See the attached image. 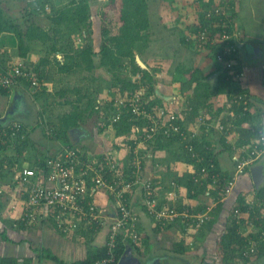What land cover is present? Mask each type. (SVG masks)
Returning <instances> with one entry per match:
<instances>
[{
    "label": "crops",
    "instance_id": "crops-1",
    "mask_svg": "<svg viewBox=\"0 0 264 264\" xmlns=\"http://www.w3.org/2000/svg\"><path fill=\"white\" fill-rule=\"evenodd\" d=\"M36 1L38 0H0V9L7 19L20 24L22 20L24 22L26 19H32L33 15L39 17V14L32 13L31 10ZM87 1L91 10L89 19L91 26L82 28L78 32L68 34L63 25L56 27L52 20L49 21L48 27L41 22L36 24L30 20L27 27H37L42 30L47 34L48 40L25 41L27 49L24 58L18 55L17 41L12 35L5 34L0 39V62L5 65L22 60L34 71L42 58L48 61L44 68L46 81L39 85L35 94H31L26 86L12 88L5 93L0 91V123L6 125L17 122L25 131L20 139L22 142L15 141L12 147L0 149V186L4 191L0 194V264H75L85 261L89 254L101 248L106 239L107 228H103L91 241L85 243L75 238H63L53 228L52 222H46V219H39L31 225H25L22 222V216L26 196L16 176L23 169H36L37 162L41 160L57 157L62 149L67 147V143L72 144L84 154L113 153L122 164L126 163L129 157L128 147L137 143L144 128L141 126L138 133L132 137L129 136L130 138L115 134L113 123L109 121L113 116L109 101L119 98L121 94L119 88L122 85L114 82L115 84L112 85L114 89L111 92L108 90V93H102L97 89L91 91L93 96L91 98L96 97L94 103H101L98 106L102 110L84 120L78 128H73L78 131L75 136L69 132L65 139L56 131V128L60 126V118L71 112L73 106H78L81 111L85 108L86 104L82 105L89 94L82 92L83 85L79 84L77 77L81 82L82 79L100 82L104 80L105 74L114 76L113 72L97 66L98 55L95 56V65L90 72L75 66L71 67L67 73L58 71L65 59L68 60L67 56L76 57L79 52L88 47H92L97 53L105 39L98 25L101 22L97 21L98 17L92 13L94 11L90 1ZM222 1L232 22L234 21L233 28L238 35L239 43L235 66L241 73V79L239 82L227 79L230 83L228 88L231 90L235 87L234 85H237L239 88L237 93L248 95V111L251 113L248 121L237 124L235 113L227 105V94H214L213 90L220 74L216 70L214 53L200 50L192 41H188V37L193 34L188 31V22L192 20L191 27L196 26L195 11L192 9L195 3L192 0L191 6L182 12L186 15H181L180 19L170 15L169 11L163 16L160 12L151 13L146 1L150 25L147 31H150V34L152 31L157 32L159 26L169 28V32L175 30L174 33L177 31L179 33L168 36L164 33L161 41L160 37L148 40L149 44L161 42L158 49L152 50L154 47L151 46L145 49L147 47L145 40L143 43L139 42L145 47L140 49L137 43L133 53L135 62L138 57L144 65V67L138 66L148 71L151 76L150 82L154 90L149 96L150 100H153L166 114H176L183 119V124L186 126L185 136L189 135L196 142L198 148L195 150L209 153V156L214 157L220 171L233 174L237 170L236 160L241 159V148L251 145L257 139L258 133L264 129V0ZM69 2L70 0L67 4ZM23 4L28 9L26 17L21 14L23 10L20 8ZM179 11L181 12V9ZM20 17L24 19L21 20ZM155 18H158V23L154 21ZM184 19L187 20L184 21ZM251 24H253L252 27H250ZM156 25L159 26L154 31L153 28ZM55 29L60 30V33L55 34ZM98 32H100L99 35ZM78 37L81 39L80 44H84H78L79 48L76 49L77 43L74 47L69 44ZM52 47L58 51L52 50ZM250 47H253L254 54L249 51ZM69 48H74V51ZM143 49L145 50L141 51ZM243 49L247 50L244 55H242ZM252 61L260 62L258 76H254L252 70L248 71L251 67H247V70L245 68ZM86 73L90 74L91 79L85 78ZM136 75L140 76V74ZM136 75H130V79ZM193 75L198 78L199 75L204 77V80L199 82L200 85L188 81ZM253 79L256 81L254 82ZM186 82L189 83L188 86ZM252 82L255 84L252 85ZM125 88L122 96L127 94ZM62 90L65 91L64 96L61 95ZM98 106L96 105V108ZM152 113H155L154 109ZM238 117L241 116L238 115ZM106 122L109 125L105 126ZM220 127L223 129L221 130ZM49 128L54 129L57 135L48 136L46 129ZM120 141L125 143L122 146L123 149H119ZM106 142H109L110 146ZM179 146V144L172 145L167 151L153 150V146L148 144L140 146L143 176L156 188L160 204H167V192L174 182L178 186L179 197L176 205L178 204L181 208L187 206L195 212L194 214H200L213 202L214 197L208 191L203 196L199 193L194 198L188 196L182 177L192 172L193 165L184 160L185 155ZM260 188H264V185L255 188L250 169H247L236 177L232 191L219 203L221 206L219 211L216 210L218 205L213 207L209 213V220L199 227H192L191 230H185L177 222L168 225L157 223L154 218L146 214L140 203V192L137 189L131 205L138 219V229L143 241L140 246L142 252L138 256L133 255L144 261L167 255L171 259L170 264H178L173 260L174 257L183 259L182 264H264V254L258 255L259 247L264 244V241H260L256 255L250 259L233 258L230 253L228 254L230 256H227L223 251L222 242L235 219L233 209H240L238 207L240 201L250 206V211L258 209L260 221L253 218L258 220L254 223L251 219L253 234L263 231L261 224L264 222L261 217L264 218L262 206L264 198L260 199L257 195ZM94 200L103 213L107 214L111 211V201L104 193L97 192ZM249 210L248 213L240 210L242 221L250 218ZM242 231L243 227L238 226L240 236ZM244 244L245 242L242 248ZM180 249L184 250V255L178 254Z\"/></svg>",
    "mask_w": 264,
    "mask_h": 264
},
{
    "label": "built area",
    "instance_id": "built-area-1",
    "mask_svg": "<svg viewBox=\"0 0 264 264\" xmlns=\"http://www.w3.org/2000/svg\"><path fill=\"white\" fill-rule=\"evenodd\" d=\"M192 1L205 5L210 1L214 2V8L205 12L206 20L212 22L213 29L212 31H209L208 27L200 29L196 34H191L188 41H192L203 51L215 49L213 52L215 62L222 64L223 69L228 71L230 80L239 82L241 73L235 66L238 35L234 31L232 19L226 12L223 1ZM195 25L197 26V21ZM133 78V82L139 86L136 91L127 99L117 98L109 101V107L111 106L110 109L113 110L110 123L120 120L124 109L133 118L150 123L149 126H144L137 143L128 147L129 157L126 163L122 164L117 156L110 152L92 155L84 154L79 149L65 147L57 157L46 159L44 168L38 171L23 169L16 176L17 182L23 187V193L26 194L22 216L25 225L46 219V222H52L53 228L63 238H75L86 242L91 241L103 228H107L106 239L101 246L106 249L105 256L89 264H117L120 259H116V244L119 237L123 240L129 239L137 247L141 246L143 237L131 205L137 189L146 214L157 223L168 225L177 222L185 230H191L192 227H199L209 220L211 209L228 196L239 174L259 164L264 158V144L257 143L263 129L251 145L241 148L243 155L240 160H236L237 170L229 174L228 180L221 182L216 172L214 158L204 160L200 157L189 143V139H192L189 136L187 142H182L184 150L196 163L204 164L198 170L193 165L191 179L198 187L207 184L209 192L217 191L219 197H214L213 202L200 214L190 213L187 209L179 211L176 205L178 186L173 182L167 192V204H160L156 188L143 176L140 146L154 142L159 136L165 139L175 136L187 137L177 124L179 117L176 114H166L164 110L150 113L145 109L143 106L145 86L141 84L139 75ZM38 82L37 74L22 60L7 65L0 63V90L8 91L26 86L31 94H34L38 89ZM248 103V95L245 93H237L232 99V105L241 107L242 112L248 111ZM20 127L21 124L17 122L6 125L0 123V147L7 144L8 138L11 144L22 139ZM46 133L48 136L57 135L52 128L46 129ZM3 192L0 186V194ZM97 192L104 193L111 201L112 208L107 214L102 212L94 200ZM262 206L264 207V202ZM241 215L240 209H233L236 224L242 226L245 231L241 235L245 242L241 256L250 259L256 255L260 241H264V231H257L254 235L250 232L252 220L248 218L242 221Z\"/></svg>",
    "mask_w": 264,
    "mask_h": 264
},
{
    "label": "trees",
    "instance_id": "trees-1",
    "mask_svg": "<svg viewBox=\"0 0 264 264\" xmlns=\"http://www.w3.org/2000/svg\"><path fill=\"white\" fill-rule=\"evenodd\" d=\"M196 10H195V19L197 21V26L195 28L191 27L192 20L188 22V31L192 32L193 34H196L200 29H204L208 27L209 31H212L213 25L212 22H209L206 20L205 12L211 8H214V2L210 1L207 5L195 3ZM34 8H31L32 13L40 14L43 11L44 6L41 4L40 0L33 3ZM32 7V6H31ZM103 10L100 13V19L101 22L108 19L109 15L111 14L112 19L110 24H114L116 26V31L114 33H111L110 30L106 29V27L102 28V37L105 38L100 46L99 51L94 52L92 47H88L84 49L83 51L79 52L76 57L73 56H67L68 60L65 59L63 64L59 66L58 71L59 72H69L70 68L75 66L84 69L85 71H92L95 65V56H99V62L97 64L98 67H102L107 69L108 71L113 72L115 76L116 83L119 82V84L122 85L120 89L121 94L119 95V98L124 93V88L127 87L129 89V93L127 94V98L136 91V89L139 87L138 84L135 82H131L129 78L125 79L122 76H119L120 73L124 72L129 67V73L131 75L140 74L141 76V84L145 86L144 95H143V106L148 112H153V109L155 112L159 108L155 104L153 100H150L149 96L153 93V86H151V76L149 75L148 71L141 69L138 64L135 62L134 59V48L135 45L139 42H142L144 40L145 34L147 30L149 29V18H148V6L146 3V0H107L105 6H103ZM53 9V8H52ZM55 16L52 18V22L56 25V27L63 25L64 30L67 31L68 34H72L75 32L80 31L82 28L90 27L89 19L91 17V10L90 6L87 0H70L68 4H66L62 9H59L55 12ZM31 13H29L30 15ZM233 16V15H232ZM193 19V18H192ZM234 21L232 22L233 26ZM24 25H20L17 23H14L12 20L7 19L4 16V13L0 9V39L4 37L5 34H10L13 36V38L17 41L18 49L17 53L21 58H24L26 55V49L25 41H32V40H38L40 42H45L48 40V36L45 32L42 30H39L37 27H27L24 28ZM55 34L60 33V30L55 29ZM143 33H145L143 35ZM214 32H212L213 34ZM1 42V41H0ZM52 50L58 51L56 49ZM212 52H215V49H211ZM2 63V62H0ZM127 63V65H126ZM3 64V63H2ZM48 61L46 58H42L38 64V67L34 69V72L38 76V86L42 85L43 82L46 81V74H45V67L47 66ZM5 65V64H4ZM217 71L220 73L218 75V79L216 82L215 89L213 90L214 94H227V99L229 105V108H232L233 112L235 113V117L237 118L235 121L237 124H241V122H246L249 120L251 113L249 111L242 114V108L236 107L235 105H232V99L237 94L238 87L237 85H234L235 87H232L231 90H229V80L231 79V76L229 75L228 71L223 67L222 64H216ZM118 75V76H117ZM201 80H204V77L199 75V78L195 75H193L192 79H189L188 81L196 82L197 85H200L199 82ZM39 86V87H40ZM38 87V89H39ZM27 88V87H26ZM28 89V88H27ZM37 89V90H38ZM1 92L5 93L6 91ZM36 93V92H35ZM34 93V94H35ZM65 91H61V95L64 96ZM235 94V95H234ZM234 95V96H233ZM206 96V94H205ZM208 97V95H207ZM125 98V99H127ZM94 100L93 102L90 101V103H87L85 105V108L83 111L80 110L78 106H73L72 111L69 113L64 114L59 122L60 126L56 128V131L58 135L63 136V138L66 139L67 134L72 130L73 128H78L81 123L91 118L93 114H96L99 110L96 109V106H94ZM231 105V106H230ZM99 113V112H98ZM240 115L241 117H238ZM180 121L177 122V124L180 126L182 131L185 132L186 126L183 124V119L179 117ZM105 126L109 125L108 122L104 123ZM149 122H145L140 119L133 118L130 114L125 112V109L123 110V114L116 123H113L115 134H122L125 136H128V138L132 137L133 135H136L138 131L144 127L149 126ZM142 126V127H141ZM138 128V129H137ZM55 131V132H56ZM25 131L23 130L22 126L20 127V134L23 135ZM130 136V137H129ZM171 137L169 139H165L161 136H159L154 142L147 143L148 145L153 146V150H166L170 148L172 145L179 144V148L181 152L185 155V161L194 165L195 169H200L204 164L202 163H196L194 159L190 157V155L187 153V151L183 148L182 142H187L188 137ZM26 139V138H25ZM20 140V139H19ZM18 140V141H19ZM22 142V140H20ZM19 141V142H20ZM17 143V142H16ZM189 143L192 144L194 149H197V144L192 139H189ZM10 143V139H7V144L4 147H0L1 150H5L9 147H12L13 144ZM19 145V143H17ZM16 144V145H17ZM67 147L75 148L72 144L67 143ZM247 147V146H245ZM77 149V148H75ZM196 151V150H195ZM197 152V151H196ZM200 157H203L204 160L209 159L211 156H209V153H205L202 150L197 152ZM243 154H241L242 156ZM214 158V157H213ZM45 161L41 160L37 162L36 170H40L44 168ZM214 164L216 165V172L219 174V180L221 182L228 180L229 174L223 173L220 171V168L217 166V162L214 159ZM182 180L185 182V186L188 191V196L190 198H194L197 193H199L201 196H203L207 191V184H203L202 186H195L194 182L191 179V175H184L182 177ZM223 180V181H222ZM211 195L215 198L219 197L217 191L210 192ZM260 199L264 198V188H260V190L257 192ZM26 196V194L24 193ZM178 203V202H177ZM218 207H216V210L221 208L220 204H217ZM216 205V206H217ZM177 209L179 211L187 209L190 213H195L193 210H191L189 207L184 206L183 208L179 207L177 204ZM238 207L242 212L248 213L249 206L244 204L240 201L238 204ZM258 209H254L252 211L249 210V216L250 219L253 220L254 223H257V221H260V215L257 214ZM253 218H258V220H254ZM261 219L264 222V218L261 217ZM208 223V222H207ZM206 223V224H207ZM209 225V224H208ZM204 226V225H203ZM264 231V223L261 224ZM161 227V225H160ZM223 251L227 256L229 253L232 255L233 258L241 259V248L244 242V239L239 235L238 233V225L236 224V219L232 221L231 227L228 229L227 233L224 235L223 239ZM129 245L131 247V250L134 255L140 254V247H137L135 244H133L129 239L123 240L122 237H119L117 239L116 244V259H119L120 256L123 254V252L126 249V246ZM259 256L264 254V244L259 247ZM91 253V252H90ZM106 253V249L104 248H98L93 253L89 254L88 258L85 261L76 262L75 264H89L95 260H101ZM179 255H184V250L180 249L178 251ZM115 264V263H114Z\"/></svg>",
    "mask_w": 264,
    "mask_h": 264
},
{
    "label": "rangeland",
    "instance_id": "rangeland-1",
    "mask_svg": "<svg viewBox=\"0 0 264 264\" xmlns=\"http://www.w3.org/2000/svg\"><path fill=\"white\" fill-rule=\"evenodd\" d=\"M68 1L69 0H40L41 4L44 6V8H43V11L42 12L40 10V12H39L40 14L38 15L39 17H36V15L35 16L33 15V18L34 17H36V18H34V19L33 18L32 19H26L24 22H22L23 21L22 19H24V18L23 17H20V19L22 20L21 23H20V25L23 24L24 25L23 27L26 28L28 26V23H30V20H33L36 24H37V22L38 23L41 22L42 25H47V27L50 26V22L49 21L52 20L51 17H54L55 16V14H56L55 12H56L57 8L60 9L62 6H65ZM89 1H90L91 8L94 11L92 13H94L95 16L98 17L97 21L98 22H101L100 21V13L103 10V8H104L103 6H105L107 0H89ZM146 1L148 2L149 9L151 10V13H153V12L159 13L160 12V14L163 16L165 14V12H168L169 11L170 12V15L172 14L173 17L178 18V19H180L181 15H183L182 14L183 10L184 9H188L191 6V4H190V1L191 0H146ZM20 9L23 10L22 13L20 11V13L22 14V16L26 17V15H27L26 11L28 12V9H27V7H25V4H23V7L20 8ZM180 9H181V12L179 11ZM192 9L195 11L196 10V6L193 5V8ZM185 15H183V16H185ZM108 17L109 18L106 19L105 21L101 22V24H98L100 26L101 35H102V28L103 27H106V29L110 30L111 33H114L116 31L115 23L114 24H110L111 23V19H112L111 14ZM158 18H155V20H154L156 23H158ZM186 20L187 19H184V21H186ZM157 26H159V25H156L153 28L154 31H155V29H156ZM252 26H253V24L250 25V27H252ZM168 29L169 28H166L165 29L164 26H159L157 32H153L152 31V33L150 34V31H147L146 34L143 33V35L145 34V37H144V40L145 41L144 40L143 41L146 42V46H147L145 49H147V48L149 49L150 46L151 47H154V48H152V50L153 49H158L160 47V43L161 42L159 44H156V43H150L149 44L148 40H151V38L152 39H157V38L160 37L159 40L161 41L162 36H163L164 33H165V36L179 33V31H177L176 33H174L175 30L169 32ZM100 32H98V35L100 34ZM96 38L99 39L98 37H96ZM82 39H84V37ZM73 40L70 41V44L69 45H72L74 47V45L77 43V45H75L76 49L79 48L78 44L79 45H83L84 44V43L83 44L82 43L80 44V42H81L80 37L74 38ZM143 41H142V43H143ZM142 43H139L138 44V47L140 49L143 48V47H145ZM69 45H68V47H69ZM69 49L71 51H74L73 50L74 48L73 49L69 48ZM145 49H143L141 51H144ZM246 49L245 50L243 49L242 55H244L245 51H247ZM249 51H250V49H249ZM247 67H251L248 71L250 72L252 70L254 76H256V75L258 76L259 75V73H260L259 72V69H260V62L259 61H252V62H250L248 65H246V67H245L246 70H247ZM128 71H129V67L126 70H124V72L120 73L119 76H122L125 79H127V78L130 79V75L131 74ZM89 76H90V74L86 73L85 78H90ZM103 78H104V80H101L100 82H98L97 80L95 81V80H89V79H87V81H85L84 79H82V82H81L78 77L76 78L77 81L79 82V84L80 85H83L82 86V88H83L82 89V92L89 94L85 98L84 103H83L82 106H84L87 103H90V101L93 102V100L96 98V97L91 98V97H93V96H91V91L93 89H97V91L99 90V92H102V93L103 92L108 93L107 92L108 90L111 92L112 89H114V88H112V85H113L114 82H116L115 81V79H116L115 76H112L111 74L110 75L105 74ZM130 80H131V82H133L134 81V78H132ZM253 81L255 82L256 80L253 79ZM254 82H252V85L255 84ZM188 85H189V83L186 84V86H188ZM113 87H115V89H117L116 86H113ZM258 87H259V85H258ZM125 93L128 94L129 93V89L127 90L125 88ZM127 94L124 95V96H121L120 98H122V99L127 98L126 97ZM98 104H100V103H95L94 106H96V105L98 106ZM158 108H159L158 110H160V107H158ZM98 110L101 111L102 109L99 107ZM106 143H107L108 146H110L109 142H106ZM119 145H120V148L119 149H123L122 146L125 145V143H123L122 141H120L119 142ZM260 163H263L264 164V158L260 161ZM253 229H251L250 232H253ZM244 232L245 231L243 230L242 233H244ZM84 242L87 243L86 241H84Z\"/></svg>",
    "mask_w": 264,
    "mask_h": 264
},
{
    "label": "water",
    "instance_id": "water-1",
    "mask_svg": "<svg viewBox=\"0 0 264 264\" xmlns=\"http://www.w3.org/2000/svg\"><path fill=\"white\" fill-rule=\"evenodd\" d=\"M250 52H253V47H250ZM256 49V48H255ZM254 54V52H253ZM136 62L140 67H144V65L140 62L138 57H136ZM71 134L73 136L76 135L77 129L70 130ZM251 177L254 183L255 188L262 187L264 185V164L259 163L257 165H254L250 168ZM173 260L175 262H178V264H182L183 259H180L178 257H174ZM171 259L169 256H157L154 259L149 260H140L139 258L135 257L133 255V252L131 250V247L129 245L126 246L125 251L120 256V259L117 264H170Z\"/></svg>",
    "mask_w": 264,
    "mask_h": 264
},
{
    "label": "clouds",
    "instance_id": "clouds-1",
    "mask_svg": "<svg viewBox=\"0 0 264 264\" xmlns=\"http://www.w3.org/2000/svg\"><path fill=\"white\" fill-rule=\"evenodd\" d=\"M258 144H264V131L261 132L260 139L257 141Z\"/></svg>",
    "mask_w": 264,
    "mask_h": 264
}]
</instances>
